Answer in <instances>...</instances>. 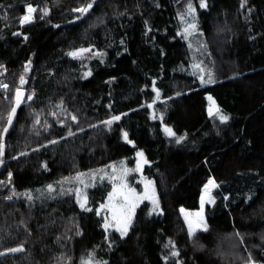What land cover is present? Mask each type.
<instances>
[{"label": "trees", "instance_id": "1", "mask_svg": "<svg viewBox=\"0 0 264 264\" xmlns=\"http://www.w3.org/2000/svg\"><path fill=\"white\" fill-rule=\"evenodd\" d=\"M206 3L0 0V264H264V0ZM138 150L162 209L142 203L125 235L103 226L101 187L89 210L47 192ZM209 180L208 230L190 237L181 208Z\"/></svg>", "mask_w": 264, "mask_h": 264}, {"label": "rangeland", "instance_id": "2", "mask_svg": "<svg viewBox=\"0 0 264 264\" xmlns=\"http://www.w3.org/2000/svg\"><path fill=\"white\" fill-rule=\"evenodd\" d=\"M31 6L35 8L34 5ZM180 16L182 22L186 27L192 24L194 13L192 15H189L186 11L185 13L180 14ZM211 100L213 102V99ZM212 102L210 106H214V108H216V106ZM165 127L167 126L165 125ZM137 153H143V156L141 157L136 154L135 159H132L133 162H129V159L124 158L113 161L99 169L86 170L77 173L74 176L60 179L54 185H52L51 189L47 192H51L55 195H61L65 192L75 193L79 205L81 206V204L83 203L84 208H86V210H89L91 208L89 204L94 201L93 190L101 187L102 190L105 191V194L102 204L100 203V209H98H102V212L104 214L103 226L108 231L115 230L119 234H121V231L119 229L123 228L125 220L130 216L132 223L135 211L142 203L148 201L153 211L154 205L152 199L143 198L146 191V185L148 196L154 197L156 200H158L159 207L156 208V210L153 212H159L162 209L154 179L146 176L143 172L144 166L148 164L149 161L143 150H138ZM144 161L147 162L145 163ZM212 181L214 182L215 186V181ZM206 185H208V183ZM205 186L201 194L200 207L198 209L181 208V212L187 222V225L188 220L195 221L197 219L195 214L201 212L202 198L203 219L206 223L205 206L210 204L213 200L214 186L209 185L207 189ZM132 205H135V207L133 208ZM130 226L131 224L128 226L127 232ZM252 262H254V264H257L255 261H251L249 264H252Z\"/></svg>", "mask_w": 264, "mask_h": 264}, {"label": "snow or ice", "instance_id": "3", "mask_svg": "<svg viewBox=\"0 0 264 264\" xmlns=\"http://www.w3.org/2000/svg\"><path fill=\"white\" fill-rule=\"evenodd\" d=\"M91 7H92V5H91V4H88L87 7H82V8L76 9L75 11H78V12H81V13H85V12H87ZM199 7H200V8H206V7H207L206 0H200ZM36 11H37L36 8H33L31 5H29V6L27 7V14L24 15V16H22V17L20 18V23H21V24H25V23H30V22H32V20H33V13H35ZM42 11H43V14H44V15H47V14H48V10H47L46 8L43 9ZM194 11H195V9L193 8V6H192L191 4H189V5H188V9H187L188 14H189V15H192V14L194 13ZM5 18H6V17H5ZM41 18H43V16H42ZM195 28H196V25H195V24H190V25L188 26V29H195ZM188 29H185V31L187 32ZM88 51H90V49H80V50H78L77 52L70 53V55H72V56H78V55H81L82 53H84V52H88ZM0 67H2V66H0ZM26 67H27V66H26ZM197 67H199V65H197ZM87 75H90V73H88ZM23 82H24V78L21 77V83H23ZM211 82H213V80H212L211 74H209V79H208L207 81H205V83H211ZM4 87H7V86L5 85ZM19 98H20V93H19V90H18V91H17V103L20 102V101H19ZM29 99H30V97H29ZM208 99L211 100L212 98L209 97ZM12 112H13V114H14V113H15V109H13ZM214 112H215V114L219 115V118H220V120H221L222 122H223V121H227L228 118H229V117L226 116V115H221V114H219V109H218V108H214V106H210V107H209V114L212 115ZM73 119H75V117H73ZM113 119H114V120H118L119 117H114ZM11 120H12V116L10 115V116L8 117V122H9V124L11 123ZM104 123H106V124H111L112 121L110 120V121H106V122H104ZM3 131H4V132H7L8 129L5 128V129H3ZM165 131H166V132L168 133V135H170V136H174V135H175V133L172 132V130H171L170 128H166ZM69 134L71 135V133H69ZM124 138L127 139V133H124ZM180 139H182V137L177 139V142H178V143H179ZM137 155L142 157V156H143V153H137ZM144 162L146 163L147 161H144ZM138 167H139V164H138ZM81 175H82V174H81ZM9 176H11V173L9 174ZM209 185L214 186V182H213L212 180H209L208 185L205 186L206 189L208 188ZM49 188H51V186H49ZM143 198H144V199H149V198L152 199V202H153V205H154V207H153V211H155L156 208L159 207L158 200H156L154 197H149V196H148V194H147V185H146L145 195H144ZM8 199H11V197H8ZM81 207H84V204H83V203L81 204ZM132 207L134 208L135 205H132ZM195 216L197 217V219H196L195 221H193V220H188V232H189V236H190V237L195 236V234H196V232H197L198 230H202V231H207V230H208V226H207V224L205 223V221H204V219H203V198H202V204H201V212L196 213ZM186 218H187V217H186ZM130 224H131V217L129 216V217L125 220L123 228L119 229V230L121 231V235H125V234H126V232H127V228H128V226H129ZM106 227H107V225H106ZM20 250H21L20 248H16V249H11L10 251H20ZM172 255H173V256H176L177 253H176V252H173ZM85 264H92V262H91V260H89V261H86ZM252 264H254V262H252Z\"/></svg>", "mask_w": 264, "mask_h": 264}, {"label": "water", "instance_id": "4", "mask_svg": "<svg viewBox=\"0 0 264 264\" xmlns=\"http://www.w3.org/2000/svg\"><path fill=\"white\" fill-rule=\"evenodd\" d=\"M18 90H19V93H20V98H19V101H20V102H19V103H17V91H18ZM26 95H27V89L24 88V87L18 88V89L16 90V92H15L14 104H13V107H12V109H11V111H10V114H9V116H10V115L12 116V120H11V123H10V124H9V122H8V120H7V123H6L5 127H4V129L7 128L8 131H7V132H4V131L2 132V137H1V138H2V142H1V150H2V152L4 151V148H5V139H6V136H7V134H8V132H9L10 128L12 127V125H13L15 119H16V116H17L18 110H19L21 104L23 103V101H24ZM13 109H15V113H14V114H13V112H12ZM9 116H8V117H9Z\"/></svg>", "mask_w": 264, "mask_h": 264}, {"label": "built area", "instance_id": "5", "mask_svg": "<svg viewBox=\"0 0 264 264\" xmlns=\"http://www.w3.org/2000/svg\"><path fill=\"white\" fill-rule=\"evenodd\" d=\"M5 85L7 86L6 83L1 84L0 88H1V89L5 92V94H6V92H7V87H4Z\"/></svg>", "mask_w": 264, "mask_h": 264}, {"label": "crops", "instance_id": "6", "mask_svg": "<svg viewBox=\"0 0 264 264\" xmlns=\"http://www.w3.org/2000/svg\"><path fill=\"white\" fill-rule=\"evenodd\" d=\"M212 202V201H211Z\"/></svg>", "mask_w": 264, "mask_h": 264}]
</instances>
